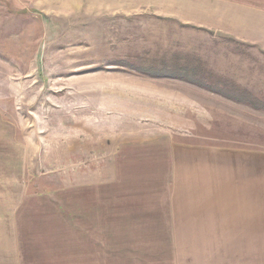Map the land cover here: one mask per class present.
I'll return each instance as SVG.
<instances>
[{
	"label": "rangeland",
	"instance_id": "1",
	"mask_svg": "<svg viewBox=\"0 0 264 264\" xmlns=\"http://www.w3.org/2000/svg\"><path fill=\"white\" fill-rule=\"evenodd\" d=\"M239 91L264 102V0H0V226L23 264H186L197 234L181 252L127 230L173 193L179 147L264 172V111Z\"/></svg>",
	"mask_w": 264,
	"mask_h": 264
},
{
	"label": "crops",
	"instance_id": "2",
	"mask_svg": "<svg viewBox=\"0 0 264 264\" xmlns=\"http://www.w3.org/2000/svg\"><path fill=\"white\" fill-rule=\"evenodd\" d=\"M199 8L206 10L209 23L212 20L211 9L208 5ZM150 155L147 153L145 157H149L144 159L152 164L154 161ZM166 156V148L158 150L159 167L164 169L166 165H161L160 159L164 163ZM168 157L167 165L172 170L175 185L173 193L162 200L158 199L159 209L152 214L150 223L146 219L127 231L139 232L142 231L141 227H149L147 232L159 234L155 240L157 243L164 239L165 235L162 234L172 233L181 252L183 234H197L196 238L191 235L189 240L193 245L186 246V264L202 263L204 258L206 264H222L223 257L226 261L224 264L249 263L240 251L241 254L231 258L229 252L223 251L224 248L243 251L254 249L249 259L257 260V252L260 257L264 248L262 156L230 149L220 155L214 149H190L184 153L179 147L178 152L172 150ZM162 183L167 184V180ZM221 185L223 191L217 194L215 187ZM9 227L3 219L0 226V264H23L21 245ZM200 233L207 235L201 238L202 235H198ZM183 253L177 264H183Z\"/></svg>",
	"mask_w": 264,
	"mask_h": 264
},
{
	"label": "trees",
	"instance_id": "3",
	"mask_svg": "<svg viewBox=\"0 0 264 264\" xmlns=\"http://www.w3.org/2000/svg\"><path fill=\"white\" fill-rule=\"evenodd\" d=\"M177 77V76H176ZM181 77V76H178ZM201 86V85H199ZM203 87V86H201ZM236 96H234V98H232L234 101L241 103V104H245L255 110L258 111H264V102L261 100H257L256 97L250 95V93L248 92H236L235 94Z\"/></svg>",
	"mask_w": 264,
	"mask_h": 264
}]
</instances>
